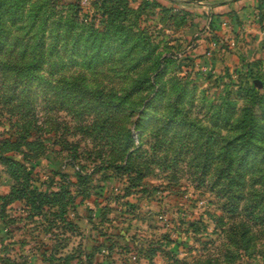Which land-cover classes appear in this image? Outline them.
Returning <instances> with one entry per match:
<instances>
[{"label": "rangeland", "instance_id": "374dc122", "mask_svg": "<svg viewBox=\"0 0 264 264\" xmlns=\"http://www.w3.org/2000/svg\"><path fill=\"white\" fill-rule=\"evenodd\" d=\"M52 3L65 17L76 12L100 30L107 26L111 36L107 34L100 48L107 55L91 67L70 63L59 67L58 75L46 74L54 80L55 93L45 81L35 86L40 130L28 139L33 145L24 148L32 158L23 161L21 155L7 153L37 173L34 185L41 191L63 187L75 195L74 210L69 206L67 213L75 227L71 230L56 218L49 228L50 215L29 218L15 202L8 207L14 223L6 228L0 220V236L8 243L5 253L15 264H264V236L252 254L228 258V252L236 251L220 234L216 217L223 214L221 202L200 175L195 141L205 133L152 131L154 117L168 112L184 86L190 91L196 86L199 105L204 98L218 103L231 97L240 107L248 96L245 90L264 93V0L256 7L257 31L248 33L253 38L243 39L240 47L225 38L228 31L220 30L212 18L197 17L195 9L172 1L0 0V26L7 34L2 46L0 42V59L30 60L29 48L10 47L16 37L33 38L29 14L36 8L52 9ZM14 4L34 11H8ZM111 13L119 14L118 19ZM77 86L84 88V98L77 96ZM99 90L105 98L130 90L126 102L136 101L145 109L151 94H158L138 127V115L119 107L108 130L96 112L98 105L82 104ZM185 102L191 117L208 123L211 111L191 108L188 98ZM3 105L0 102V140L13 141L15 130ZM12 185L0 165V195L9 193ZM230 223L226 219L225 229Z\"/></svg>", "mask_w": 264, "mask_h": 264}, {"label": "trees", "instance_id": "16d2710c", "mask_svg": "<svg viewBox=\"0 0 264 264\" xmlns=\"http://www.w3.org/2000/svg\"><path fill=\"white\" fill-rule=\"evenodd\" d=\"M55 6L57 5L52 3V9L36 8L35 14L30 13L34 11L30 7L19 9L17 4L7 7L8 11L14 9L17 14L23 15L25 10L30 13L29 16L34 20V36L16 37L13 44L11 43L12 46L9 45L10 49L19 44L24 45L26 50L29 48L31 55L27 63L0 59V102L7 109L9 117L6 119L10 128L15 130L13 135L16 136L13 141L0 140V165L7 169L13 180L9 193L0 195V220L6 228L15 221L8 214V207L15 202L21 204V213H26L29 218L40 217L42 220L50 215L52 219H48L49 228L55 225L56 218L71 230L75 227L73 221L67 217L68 207L71 206L74 210L75 195H71L63 187L59 191H41L34 185L39 180L37 173L32 174L23 162L32 158L31 153L24 150L25 146L34 143L28 139L33 131L40 130L37 119L40 95L35 86L45 81L44 84L50 88L52 94L55 93L54 80L49 79L46 74L58 75L59 67L68 66L70 63L71 66L76 63L91 67L98 58L107 55V51L103 52L100 48L106 45L103 40L107 34L111 36V33L106 32L107 26L100 30L96 25L77 17L76 12L65 17L61 12L54 11ZM76 9L80 7L76 6ZM110 16L115 20L119 14L111 13ZM5 32L6 29L0 26L1 46ZM5 35L7 37L6 33ZM45 68L48 71H44ZM63 77L66 79L67 76ZM77 87L81 89L77 96L84 98V88ZM139 88L141 87L135 86L134 90ZM195 88L193 86L191 91L185 86L180 88L175 93L168 112L160 118L154 117L155 128H149V131L205 133L195 141L200 148V175L202 182L210 186L221 202L223 214L216 217L217 224L221 228V236L224 234L227 244L236 251V255L234 250L228 252V258L236 260L252 254L257 241L264 236V93L245 90L243 94L248 96L243 99L244 104L240 107L231 97L218 103L208 102L204 98L199 105ZM98 92V95L90 96L89 100L86 97L82 104L86 108L91 104L98 105L96 112L104 117L102 124L108 130L112 121L110 118L119 114V107L122 112L126 113L129 108L128 113L138 115L135 123L138 127L158 94V91L151 94L150 100L144 104L145 109L139 107L136 101L126 102L131 94L130 90L120 95L111 92L113 97L108 95L107 98L102 90ZM186 98L190 100L191 108L211 111L210 119L205 120L207 124L201 123V119L197 117H191L188 113L190 109L185 106ZM18 115L20 117L14 119ZM152 121L153 119L148 120L149 123ZM209 131L214 133L210 134ZM222 131L227 133L222 134ZM235 131L237 132L233 134ZM9 152L21 155L23 161L7 156ZM210 156L214 158L211 160ZM208 178L212 179L208 181ZM226 219L231 220L229 230L225 229ZM5 241L6 238L0 236V264H15V260L5 253L8 247ZM211 262L210 260L208 264Z\"/></svg>", "mask_w": 264, "mask_h": 264}, {"label": "crops", "instance_id": "0c3cea01", "mask_svg": "<svg viewBox=\"0 0 264 264\" xmlns=\"http://www.w3.org/2000/svg\"><path fill=\"white\" fill-rule=\"evenodd\" d=\"M172 1L180 6H187L189 9H195V16L199 14L212 18L220 30L228 31V39L233 45L241 46V41L252 39L253 36L248 33L257 31L256 7L261 0H166ZM194 16V17H195ZM196 18V17H195ZM199 20L202 19L199 17ZM196 19V21H198ZM242 21V23L240 22ZM229 27L226 28V26ZM235 32H240L237 37ZM246 32V33H245ZM262 34V33H261ZM251 36V37H250ZM249 37V38H248Z\"/></svg>", "mask_w": 264, "mask_h": 264}]
</instances>
